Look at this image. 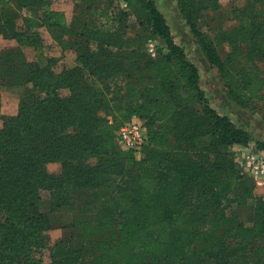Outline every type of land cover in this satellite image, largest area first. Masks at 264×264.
I'll use <instances>...</instances> for the list:
<instances>
[{"label":"trees","instance_id":"16d2710c","mask_svg":"<svg viewBox=\"0 0 264 264\" xmlns=\"http://www.w3.org/2000/svg\"><path fill=\"white\" fill-rule=\"evenodd\" d=\"M12 1L22 7L43 3L0 0V6L10 8ZM123 1L151 28L146 48L155 41L159 56L158 40L166 43V53L143 66L153 83L134 106L109 97L110 81L129 71L112 49L118 44L113 32L98 31L97 49L82 53L77 67L58 69L53 57L40 65L21 54L16 66L0 70V92L6 84L30 85L16 115H2L0 102V264H43L55 214L88 188L97 189L104 206L93 214L82 211L63 227L62 239L49 247L51 264H264V202L228 150L246 145L247 133L208 105L198 68L174 42L155 2ZM177 5L200 36L197 2ZM15 23L0 13V36L38 49L40 33L18 31ZM263 25L252 19L250 32ZM202 52L225 77L217 50L202 42ZM126 86L137 100L133 84ZM263 88L264 75L252 70L245 85L230 93L247 104L262 99ZM134 117L147 130L140 157L120 150L118 137ZM50 163L58 164L56 172ZM46 195L49 214L40 210ZM242 207L250 211L247 219Z\"/></svg>","mask_w":264,"mask_h":264},{"label":"rangeland","instance_id":"374dc122","mask_svg":"<svg viewBox=\"0 0 264 264\" xmlns=\"http://www.w3.org/2000/svg\"><path fill=\"white\" fill-rule=\"evenodd\" d=\"M98 1L102 4L99 7ZM153 1L166 18L174 42L198 68L200 88L205 93L208 105L247 133L249 142L246 145L235 144L228 150L233 153L237 169L251 181L256 194L264 202V175L257 174L249 166V161L254 159L264 161V88L262 99L244 102L247 104H242L236 100L235 94L232 96L230 93L233 88L245 85L249 71L258 72L261 78L264 75V28L252 32L249 29L250 21L254 18L264 23V14L260 15V11L264 10V0H195L199 10L198 37L183 18L177 0ZM12 2L10 8L0 6V13L13 18L18 31L30 35L40 33L42 42L34 50L23 47L19 41L0 36V70L16 66L21 54L40 65L46 64L47 59L53 57L59 58L58 69L77 67L82 53L97 49L96 33L108 31L115 33L118 43L112 49L122 54L125 65L129 67L128 72H123L110 81V99L122 105L134 106L143 100L142 95H148V87L153 81L151 72L143 69V66L147 61L157 60L166 53V43L158 40L161 50L159 56L149 54L146 48L148 40L145 38L152 33L151 28L143 19L138 20L123 0H113L112 5L107 0L103 3L102 0H43L42 5L37 7H22L16 1ZM242 23H245L244 27ZM202 42L214 47L221 56L227 72L225 77L203 54ZM130 51L134 53L130 54ZM174 79L176 83V77ZM129 82L138 91L137 100L127 90ZM29 87V84L23 83L6 84L1 88L2 115L17 114ZM180 95L186 96L181 90ZM195 107L201 109L200 104ZM2 123L0 120V127ZM158 125H153L152 130L158 129ZM120 150L126 151L121 143ZM58 168L57 163L48 165L50 172H56ZM72 203V206L55 214L57 226L49 233V247L62 239L63 227L71 223L76 215L82 214L84 210L89 214L98 212L103 208L105 199L99 197L97 189L88 188L78 190ZM239 209H242L243 219L250 217L247 208ZM40 210L46 214L51 213L52 200L49 196L46 195L40 202ZM49 247L43 252V264L52 262ZM91 261V258L86 259V263Z\"/></svg>","mask_w":264,"mask_h":264},{"label":"built area","instance_id":"2783aa9c","mask_svg":"<svg viewBox=\"0 0 264 264\" xmlns=\"http://www.w3.org/2000/svg\"><path fill=\"white\" fill-rule=\"evenodd\" d=\"M147 51L152 56L157 55V43L149 41L147 44ZM118 137L122 147L127 151H133L137 157H140L144 147L147 144V130L141 119L134 117L124 123L118 131ZM249 166L257 174L264 175V161H249Z\"/></svg>","mask_w":264,"mask_h":264}]
</instances>
